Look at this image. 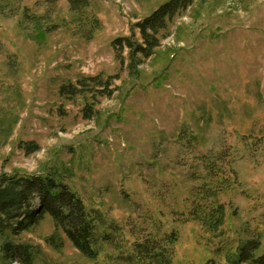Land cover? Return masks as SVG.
I'll return each mask as SVG.
<instances>
[{
    "label": "rangeland",
    "instance_id": "1",
    "mask_svg": "<svg viewBox=\"0 0 264 264\" xmlns=\"http://www.w3.org/2000/svg\"><path fill=\"white\" fill-rule=\"evenodd\" d=\"M168 1L0 0V174L51 175L100 213L96 260L48 214L0 247L29 244L34 264H137L147 240L173 264H227L252 239L264 253V0H194L130 72L113 41H141ZM97 76L111 97L60 95Z\"/></svg>",
    "mask_w": 264,
    "mask_h": 264
},
{
    "label": "trees",
    "instance_id": "2",
    "mask_svg": "<svg viewBox=\"0 0 264 264\" xmlns=\"http://www.w3.org/2000/svg\"><path fill=\"white\" fill-rule=\"evenodd\" d=\"M69 1L75 10H84L90 3V0ZM193 1L170 0L139 21L136 26L141 41L132 36L113 41L116 57L121 64H125L124 52L127 49L128 70L137 71L143 59L153 56L160 47L162 32L167 29L169 22L191 6ZM114 79L110 77L104 81L101 76L79 79L76 84L63 85L60 95L74 98L84 94L90 90L86 83L90 81L97 88L100 87V94L111 97L114 92L109 87ZM91 108L85 111L87 118H91ZM23 149L27 154H32L39 150V146L29 142L25 143ZM47 214L53 220L55 233L62 232L83 256L90 260L97 259L99 211L88 209L76 191L51 175L21 174L19 171L0 174V235L17 237L37 226ZM260 247L261 243L256 239L244 242L235 254L227 258V264H264V253H257ZM0 248L8 264H34V250L29 244L6 241ZM168 250L165 247L157 250V245L149 240L136 242V254L128 255L127 259L133 261L137 257V264H173L172 253ZM205 264L217 263L208 261Z\"/></svg>",
    "mask_w": 264,
    "mask_h": 264
}]
</instances>
